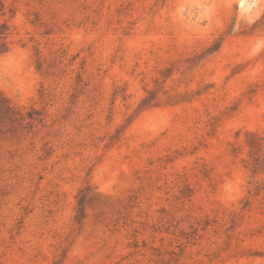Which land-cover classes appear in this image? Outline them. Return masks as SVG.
<instances>
[{
	"label": "rangeland",
	"instance_id": "obj_1",
	"mask_svg": "<svg viewBox=\"0 0 264 264\" xmlns=\"http://www.w3.org/2000/svg\"><path fill=\"white\" fill-rule=\"evenodd\" d=\"M4 22L0 264H147L144 240L264 264V0H0Z\"/></svg>",
	"mask_w": 264,
	"mask_h": 264
},
{
	"label": "trees",
	"instance_id": "obj_2",
	"mask_svg": "<svg viewBox=\"0 0 264 264\" xmlns=\"http://www.w3.org/2000/svg\"><path fill=\"white\" fill-rule=\"evenodd\" d=\"M9 25L4 22L1 24L0 26V55L6 53L9 50V42H8V36H9ZM222 44V38H220L219 40H217L213 46L210 47L209 50H205L201 55H197L196 58H203L204 56L208 55V54H212L216 51H218V49L220 48ZM197 63H199V60L196 62L194 61L193 64L196 65ZM171 71L165 74L166 77H169L171 74ZM163 85H161L160 83L158 84L157 88H152L147 90V94L146 96L140 101L137 109L135 110V113L133 116L138 115L139 113H141L142 111L152 107V106H157L161 103H163V100L161 99L160 93L161 91H163ZM198 93H200L198 91ZM163 94L167 95L166 100H164L165 103L168 104H174V103H179L185 100H189L190 99V95L189 94H177V95H173L171 93H169L167 90H165L163 92ZM264 171V156H257L254 158V162L252 164V172H253V177L256 176L257 174H259L260 172ZM258 181L254 180L251 181V184H253L255 187L253 189H251V191H258L259 190V185L257 184ZM93 187L91 184H88L87 186H85L83 189L80 190V193L78 195L77 198V208H76V213H75V222L76 224L79 226V228L81 229L86 221L88 212H87V197L88 195L91 193ZM165 212V211H164ZM173 221H175V217L173 216ZM211 223V221L209 219H207L204 222V228L207 227L209 224ZM175 227H177V225L173 224ZM168 228V227H167ZM182 235H183V230H181ZM173 234H175V231L173 232ZM186 238L188 239V242H190L194 237L193 236H186ZM178 240V239H177ZM183 243L178 244L177 246L180 247V252H177L175 248H173V250H170L169 252L165 251L162 252L160 247L157 246H150L148 247L147 241L144 240L143 241V246L144 249H150L152 251L151 255L148 257L147 259V264H194V263H190V262H186L184 260H182L181 256L184 253V249L181 246ZM136 248L135 253H140L142 255H145V252H140L141 249H139L141 247V245L139 244V241H135L134 245ZM166 253H168L170 256H166ZM60 260H56L53 264H59ZM135 264H139V263H135ZM195 264H200L199 263H195Z\"/></svg>",
	"mask_w": 264,
	"mask_h": 264
}]
</instances>
